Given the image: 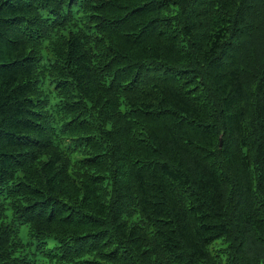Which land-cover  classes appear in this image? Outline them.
<instances>
[{
    "label": "trees",
    "instance_id": "trees-1",
    "mask_svg": "<svg viewBox=\"0 0 264 264\" xmlns=\"http://www.w3.org/2000/svg\"><path fill=\"white\" fill-rule=\"evenodd\" d=\"M0 264H264V0H0Z\"/></svg>",
    "mask_w": 264,
    "mask_h": 264
},
{
    "label": "rangeland",
    "instance_id": "rangeland-1",
    "mask_svg": "<svg viewBox=\"0 0 264 264\" xmlns=\"http://www.w3.org/2000/svg\"><path fill=\"white\" fill-rule=\"evenodd\" d=\"M19 238H20L21 241H23L24 244L32 243L31 246L27 247V250H26L27 253L35 252V247H36V243L37 242L35 240L31 239V237L29 236V233H28V229L26 227H23L21 229ZM54 247H55V242L52 241V240H49L48 244H47V249L51 250ZM37 259L41 260L42 257L38 255Z\"/></svg>",
    "mask_w": 264,
    "mask_h": 264
},
{
    "label": "water",
    "instance_id": "water-1",
    "mask_svg": "<svg viewBox=\"0 0 264 264\" xmlns=\"http://www.w3.org/2000/svg\"><path fill=\"white\" fill-rule=\"evenodd\" d=\"M219 142H220L219 143V148H221V146H222V139L221 138L219 139Z\"/></svg>",
    "mask_w": 264,
    "mask_h": 264
}]
</instances>
